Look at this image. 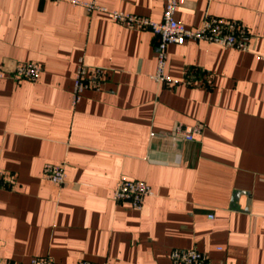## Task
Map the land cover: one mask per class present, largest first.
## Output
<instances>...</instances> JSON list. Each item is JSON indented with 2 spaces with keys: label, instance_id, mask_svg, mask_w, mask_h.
Returning <instances> with one entry per match:
<instances>
[{
  "label": "crops",
  "instance_id": "obj_1",
  "mask_svg": "<svg viewBox=\"0 0 264 264\" xmlns=\"http://www.w3.org/2000/svg\"><path fill=\"white\" fill-rule=\"evenodd\" d=\"M161 20L165 0H78ZM69 0H0V264L51 256L173 264L172 248L214 262L264 264V0H181L176 18L240 20L241 50L188 39L167 48L173 84L153 78L156 36ZM36 61L35 80L12 75ZM103 67L73 102L79 64ZM188 68L198 69L186 82ZM202 77L207 84L200 83ZM177 123L196 125L191 140ZM62 164L63 185L44 176ZM126 176L152 188L141 208L116 201ZM210 214L213 216L211 217Z\"/></svg>",
  "mask_w": 264,
  "mask_h": 264
},
{
  "label": "built area",
  "instance_id": "obj_2",
  "mask_svg": "<svg viewBox=\"0 0 264 264\" xmlns=\"http://www.w3.org/2000/svg\"><path fill=\"white\" fill-rule=\"evenodd\" d=\"M75 3L87 5L89 10L93 8H106L99 6L95 2L84 3L78 0H69ZM181 0H165V6L161 20H154L146 16L124 12L122 10L107 11L109 16L121 24L130 28L150 29L156 36L157 65L153 78L165 84H173V80L167 72V48L171 43H183L188 39L206 40L208 42L219 43L227 47H235L247 50L250 47L252 33L238 19L219 16H207L202 24L195 28L187 27L176 18L177 8ZM264 59V53L261 54ZM42 71V65L36 61L16 62L12 75L17 79L35 80ZM198 70L188 68L186 71V82L199 83L195 81ZM107 71L103 67L89 66L81 61L75 76L73 102L77 103L83 92L89 88H99ZM4 76V69L0 67V77ZM201 84L206 85L207 80L203 77ZM175 133L182 135L185 139L191 140L194 134L200 131V127L177 123ZM44 176L54 183L63 185L67 182V172L62 164L48 163L43 170ZM1 180L11 182L4 172H0ZM152 194L151 186L143 180L120 177L113 187V198L116 201H129L135 208H141L146 196ZM212 217L213 215L210 214ZM170 258L173 264H230L227 261L214 262L207 253L197 248H172ZM30 264H61L51 256H35ZM76 264H109V262H95L92 260L81 259Z\"/></svg>",
  "mask_w": 264,
  "mask_h": 264
},
{
  "label": "trees",
  "instance_id": "obj_3",
  "mask_svg": "<svg viewBox=\"0 0 264 264\" xmlns=\"http://www.w3.org/2000/svg\"><path fill=\"white\" fill-rule=\"evenodd\" d=\"M196 70H198V69H196Z\"/></svg>",
  "mask_w": 264,
  "mask_h": 264
}]
</instances>
